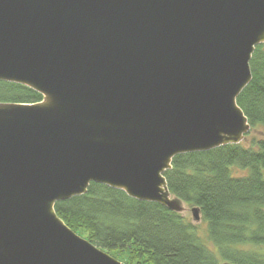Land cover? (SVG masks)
I'll return each mask as SVG.
<instances>
[{
    "label": "water",
    "instance_id": "water-1",
    "mask_svg": "<svg viewBox=\"0 0 264 264\" xmlns=\"http://www.w3.org/2000/svg\"><path fill=\"white\" fill-rule=\"evenodd\" d=\"M261 43L264 0H0V80L43 97L0 103V264H125L54 204L97 182L181 213L163 173L244 139Z\"/></svg>",
    "mask_w": 264,
    "mask_h": 264
},
{
    "label": "trees",
    "instance_id": "trees-1",
    "mask_svg": "<svg viewBox=\"0 0 264 264\" xmlns=\"http://www.w3.org/2000/svg\"><path fill=\"white\" fill-rule=\"evenodd\" d=\"M249 67L251 80L236 97L250 125L244 139L254 133L248 144L175 155L163 173L172 196L200 209L205 237L181 213L97 182L57 201L56 215L125 264H264V43L254 47ZM42 99L26 85L0 80V103Z\"/></svg>",
    "mask_w": 264,
    "mask_h": 264
},
{
    "label": "rangeland",
    "instance_id": "rangeland-1",
    "mask_svg": "<svg viewBox=\"0 0 264 264\" xmlns=\"http://www.w3.org/2000/svg\"><path fill=\"white\" fill-rule=\"evenodd\" d=\"M252 134L254 133H251L250 135H247L245 139L242 140L243 144H248L249 142V139L251 138ZM241 172V171H240ZM263 172V176H264V169L262 170ZM182 206H183V210L181 212V214L185 217H187L193 224H195L198 228V233L202 236V237H205V223L201 221V219L198 221V222H195L193 219H192V216H191V211H190V206H188L187 204L185 203H182ZM117 259L121 262H123V257H120V256H117ZM124 263V262H123Z\"/></svg>",
    "mask_w": 264,
    "mask_h": 264
}]
</instances>
